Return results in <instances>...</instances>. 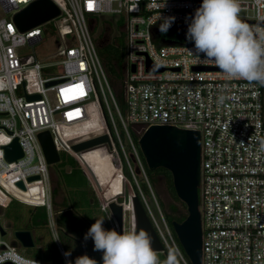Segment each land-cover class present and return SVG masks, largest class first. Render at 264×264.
<instances>
[{"label": "built area", "instance_id": "2783aa9c", "mask_svg": "<svg viewBox=\"0 0 264 264\" xmlns=\"http://www.w3.org/2000/svg\"><path fill=\"white\" fill-rule=\"evenodd\" d=\"M31 1L0 0V213L12 199L31 204L21 196L32 184L41 196L37 204L45 206L58 257L63 264L69 260L55 232L48 163L36 135L47 129L58 153L73 157L99 199L97 181L82 157L92 148L106 153L120 178V196L125 193L128 197L126 205L133 188L161 251L167 257L173 254L175 264H190L156 201L158 216L145 198L136 174L141 175L148 193L153 195V191L130 129L140 125L137 130L132 128L137 137L150 124L197 129L200 264H264V86L225 79L214 64L189 51L194 45L185 38L187 24L202 0H166L161 9L156 7L158 0H51L58 13L21 30L13 15ZM239 4L241 20L256 25L257 16L264 14V0H239ZM104 13H116L123 19L120 106L110 91L92 35L95 15ZM158 15L161 19L157 20ZM165 17L175 18L172 23L181 26L184 42L159 44L154 40L152 27ZM48 28L55 33L56 48L50 60H40L33 49L18 52L21 46L32 47L41 41ZM147 63L161 68H147ZM53 66L58 67L57 72L49 71ZM50 80L53 82L45 84ZM75 85L82 86V94ZM26 94L39 97L26 98ZM92 113L95 126L78 132ZM100 133L108 140L78 151L70 147L72 140ZM13 137H17L22 155L6 160L2 146ZM124 165L130 177L123 172ZM35 174L36 178L27 179ZM101 200L107 207L108 199ZM2 235L0 264H45L20 254L18 241L13 237L7 242Z\"/></svg>", "mask_w": 264, "mask_h": 264}, {"label": "rangeland", "instance_id": "374dc122", "mask_svg": "<svg viewBox=\"0 0 264 264\" xmlns=\"http://www.w3.org/2000/svg\"><path fill=\"white\" fill-rule=\"evenodd\" d=\"M240 13H243V11H240ZM119 14L116 13H104V14H96V23L93 26L92 29V35H94V41L96 46V53L99 57V60L102 64V67L104 69V72L106 74L108 84L110 91L113 95V98L115 99L116 103L120 106L121 103V97H120V89H121V81L123 78V72L122 67L118 68L119 70H116L114 67L110 68L107 65L103 64V61L99 55V47L96 45V42H104L105 40L112 41L115 38V35L119 32V28L116 26V20L119 17ZM47 24V26H49ZM54 37L55 33L53 30H48L46 32L42 33V39L38 43L32 45L30 47L28 44L21 46L18 48V52H28L31 49L35 52V54L40 58V60H50V55L55 51V44H54ZM124 59V54H123ZM122 59V62H123ZM50 72H57L58 67L53 66L48 68ZM106 93V92H105ZM52 95V92H51ZM108 96V94H107ZM120 97V98H119ZM109 100V99H108ZM110 102V100H109ZM114 115V113H113ZM115 117V115H114ZM116 119V117H115ZM132 128L134 130L139 129L138 126L132 125ZM133 140L136 142L132 135ZM136 144V143H135ZM123 146L125 151L128 153L130 151V148L128 146V143L124 140ZM138 149V145H137ZM138 154L142 163V166L144 167V171L146 173V176L148 178V181L151 185L153 195L149 194L148 191L143 186L141 175H137L136 177L140 183V185L143 188V191L145 193V198L149 203L150 208L153 210L154 214L158 216L156 208H155V201L158 204L159 208L162 210V213L164 215V209L162 206L159 205V200L161 199L163 202H167L169 200V197L167 196V193L165 191L164 185L161 181H157L156 184L154 182V178L156 176L155 173H150L144 162L143 156L138 149ZM86 155L89 157V162L87 164L88 169L90 170L91 174L97 181V184L99 186L100 190V196L101 199H109L110 197L117 196L122 194L121 189V182L119 179V175L117 172H115L114 169L111 168L110 158L106 153H99L97 148L90 149L85 152ZM129 161L132 166H134V162L132 161L131 157L129 156ZM74 165L78 164L71 161L70 155L60 151L59 152V160L48 164L49 169V176L50 173L52 176L56 175L57 180L59 182L60 190H57L55 193V201H53L54 198H51L50 203V210H51V216L54 219V209L55 204H57V207H60V204H63L62 202H58L59 200H65L68 198L67 196V190H64L65 187L64 182H68L70 184L69 192H71L69 199L73 201L72 204H70L74 209V213L76 215L82 216L83 213H85V218L78 217V221L75 224V227L72 228L73 231L69 232L72 237H68L66 235H62L60 231H57L58 229L55 228V232L57 233L58 240L62 248L65 252H70V256H67L69 260L73 261L76 257L80 255H85L83 251V244H80V241L84 240V236H81L78 234L79 228L81 230L85 229L86 232L95 222V219H104V227L105 229H114L117 231V228L115 226V223L109 214L107 207L102 206V200L99 199L94 192L92 191V188L90 184H87L86 181L82 178L80 173L74 169ZM71 170V171H70ZM70 171V172H69ZM69 172V173H68ZM123 172L128 176L129 174L126 171V167L124 165ZM55 177V176H54ZM160 180V179H158ZM50 185H53L50 177ZM89 185V186H88ZM32 184L28 186V191L24 193V195L21 196L26 202L31 204H36L40 202L41 196L40 194L37 196V200L34 199L36 196V189L35 187H31ZM62 189V190H61ZM91 191H90V190ZM118 190V191H116ZM90 198H92V201H90ZM117 201H124V204H126V201H128L127 195L124 193V195L118 196L116 198ZM140 200V199H139ZM55 203L53 205V202ZM129 205L123 206V232L124 231H131L133 228V218L131 213V199L129 196ZM31 206L26 205L23 203H20L14 199H12L8 205V207L4 208L3 212L0 213V223L4 226V234L2 235V238L10 242L14 235L13 230L21 227L23 224L22 222H26L27 216L30 214ZM18 211L21 215V217L18 216ZM165 217V216H164ZM82 219V220H81ZM56 224V223H55ZM30 228V232L34 241V245L31 247H24L20 244L17 245V250L20 254L41 260L45 264H55L56 259L58 258V252L56 250V254L50 253L49 249L46 248V244L48 242H53V230L48 226L47 224V214H46V222L44 225H28ZM56 226V225H55ZM81 226V227H80ZM92 241L91 238H89L87 241L84 240L85 244ZM54 243V242H53ZM55 246V245H54ZM157 255L158 264H165V262L168 260V257L166 254L162 251H154ZM101 253V252H100ZM91 258L95 259L98 264H102V253L101 256L96 258L95 254L91 251L90 256Z\"/></svg>", "mask_w": 264, "mask_h": 264}, {"label": "water", "instance_id": "95a60500", "mask_svg": "<svg viewBox=\"0 0 264 264\" xmlns=\"http://www.w3.org/2000/svg\"><path fill=\"white\" fill-rule=\"evenodd\" d=\"M58 13V7L51 0H32L13 15V20L19 29H25L40 23ZM194 11L191 12L193 15ZM147 68L160 69L147 63ZM47 81L45 84L52 83ZM26 98L39 97L38 94H26ZM37 138L41 146L45 161L48 164L59 160V153L55 148L51 135L47 129L37 132ZM107 135L100 133L77 140H72L70 147L75 150H83L107 141ZM138 148L143 156L148 169L163 167L168 170L171 184L177 198L186 208V215L180 221L172 220L171 227L175 236L187 256L190 264H200L201 256V228L198 209L197 186L199 183V143L200 136L197 129L180 128L171 124H150L139 134L136 139ZM6 160L15 159L22 155L17 137H13L2 146ZM30 175L28 180L36 178ZM20 186L22 182L17 181ZM120 196L110 197L107 201V210L111 215L118 233L123 232V206L122 201H117ZM131 213L133 218L132 230L146 231L151 238L153 251H161L162 245L150 223L144 207L135 193L130 191ZM0 226V233L4 234ZM15 240L24 247H31L34 241L29 229L16 228L13 230ZM1 264H10L8 261ZM55 264H63L58 257Z\"/></svg>", "mask_w": 264, "mask_h": 264}, {"label": "clouds", "instance_id": "9594fccd", "mask_svg": "<svg viewBox=\"0 0 264 264\" xmlns=\"http://www.w3.org/2000/svg\"><path fill=\"white\" fill-rule=\"evenodd\" d=\"M166 0H158L156 7H165ZM239 0H202L187 24L185 38L193 43L189 50L198 59L214 64L225 79H243L264 86V14L257 16V24L249 25L240 18ZM161 19L158 15L157 20ZM174 17L163 18L159 25L166 32ZM93 241V250L102 253V264H158L151 247V238L144 231L105 229L104 219H95L84 240ZM70 252L64 255L70 256ZM32 264H37L33 261ZM65 264H98L88 255H80ZM165 264H175L169 254Z\"/></svg>", "mask_w": 264, "mask_h": 264}, {"label": "trees", "instance_id": "16d2710c", "mask_svg": "<svg viewBox=\"0 0 264 264\" xmlns=\"http://www.w3.org/2000/svg\"><path fill=\"white\" fill-rule=\"evenodd\" d=\"M122 20H123L122 16H119L116 20L115 24L119 28V32L115 35V38L112 41H109V39H108V40H105L104 42H99V43L96 42V45L99 47V55L103 61V64L104 65L108 64L107 66H109L110 68L114 67L116 70H119L118 68L122 67V59H123V54H124V31L122 29ZM161 23L162 22H158L155 25H153V27H152V33L154 36V40L157 43H159V44L160 43H181V42L185 41V39L182 35L181 26L178 23H171V26L168 28V30L166 32L160 31L159 25ZM120 92H121V90H120ZM120 92H119V94H120ZM120 97H121V95H120ZM136 126H138V128H140V125L136 124ZM130 132L133 135L134 139L136 140L137 133L132 128L130 129ZM70 158H71V161L73 162V164H75L76 161L73 159V157L70 156ZM74 169L80 173L82 178L88 184V181H87L86 177L84 176V174L82 173L80 167L77 165H74ZM148 171L150 173L152 172V173L156 174L153 183L156 184L157 181H161L162 184L164 185L167 196L169 197V200L167 202H163L161 199L159 200V205L162 206L164 209V216H165L166 221L170 224V222L172 220H176V221L182 220L184 218V216L186 215V208H185L184 203L182 201H180L174 193V190H173V187L171 184L170 174H169L168 170H166L163 167H157V168L152 169V170L149 169ZM54 176H52V174L50 173L51 181L53 183V185H51V193L56 192L57 190H60L59 189L60 186H59V182L57 180V177H56V175H54ZM158 179H160V180H158ZM64 184H65L64 186L67 187V188H64V190H67L68 198L63 200L62 203L65 207H67L68 205L72 204L73 201L70 200L71 198L69 199L70 194H71V192H69V190H71L69 187L70 184L66 181L64 182ZM143 186L146 189V186L144 183H143ZM38 194L39 193H37V191H36V196H38ZM14 200H16V199H14ZM16 201H18V200H16ZM18 202H20V201H18ZM40 202H41V200H40ZM54 202H53V205L55 204ZM20 203H23V202H20ZM23 204L31 206V209L29 210L30 214L27 216L26 222L21 221V224H23V225L21 227H18V228L30 229V228H28L29 227L28 225H30V226L31 225L32 226L33 225H44V223L46 222L45 206L43 204H36V205L35 204L31 205V204H27V203H23ZM8 205H7V207H8ZM54 207H55V209H54V212H55L54 221L56 223L58 231H60L61 234H62V230H66V231H68V233L73 231V229L69 226L70 216L68 215V212L58 213L56 211L58 207L57 208H56V206H54ZM16 212H17L18 216L21 217L20 213L18 211H16ZM81 217L85 218V213H83ZM85 233H86L85 229L81 230L79 228L78 234H80L81 236H84ZM46 248L49 249L50 253L56 254L55 246H54V243L52 241L48 242L46 244Z\"/></svg>", "mask_w": 264, "mask_h": 264}, {"label": "flooded vegetation", "instance_id": "af4514ba", "mask_svg": "<svg viewBox=\"0 0 264 264\" xmlns=\"http://www.w3.org/2000/svg\"><path fill=\"white\" fill-rule=\"evenodd\" d=\"M55 193L56 192H52V193L49 194L50 200H51V198H54L55 197ZM53 200L55 201L56 199L54 198ZM90 201H92V198H90ZM58 202L61 203L62 200H59ZM55 206H57V204H55ZM73 209L74 208L71 205H68L67 207H65L63 204H60V207H58L57 210H56L58 213L68 212V215L70 216L69 226L72 227V228L75 227V224L78 221V217L82 218L81 215H76L74 213V210ZM56 228H57V226H56ZM62 235H66L68 237H72V236H70L71 234L68 233V231H66V230H62ZM80 244H83L84 245L83 251H84V253L86 255L90 256V253L92 251L95 254V257L96 258H98V257L101 256V253L100 252L93 250V241H90V242H88V243L85 244L84 240H82V241H80Z\"/></svg>", "mask_w": 264, "mask_h": 264}, {"label": "bare ground", "instance_id": "6f19581e", "mask_svg": "<svg viewBox=\"0 0 264 264\" xmlns=\"http://www.w3.org/2000/svg\"><path fill=\"white\" fill-rule=\"evenodd\" d=\"M96 124V118H95V114H91V116L87 119V121H85L82 125H80L79 130H77L78 132H88L90 130L91 127H94ZM94 149V148H92ZM90 150V149H89ZM88 151V150H87ZM86 151L83 152V161L86 163V165L89 162V157L86 155L85 153ZM110 165L111 168L115 170L116 172V166H114V164L112 163L111 159H110ZM88 167V166H87ZM118 191V190H116ZM39 195V194H38ZM34 199L37 200V196L34 197ZM38 201V200H37ZM37 204V203H36Z\"/></svg>", "mask_w": 264, "mask_h": 264}, {"label": "snow or ice", "instance_id": "6c2138e0", "mask_svg": "<svg viewBox=\"0 0 264 264\" xmlns=\"http://www.w3.org/2000/svg\"><path fill=\"white\" fill-rule=\"evenodd\" d=\"M75 89H81V94H82V86L81 85H75L74 86ZM65 90H62V94H64ZM67 91H71V89L67 90Z\"/></svg>", "mask_w": 264, "mask_h": 264}, {"label": "crops", "instance_id": "0c3cea01", "mask_svg": "<svg viewBox=\"0 0 264 264\" xmlns=\"http://www.w3.org/2000/svg\"><path fill=\"white\" fill-rule=\"evenodd\" d=\"M36 193V192H35Z\"/></svg>", "mask_w": 264, "mask_h": 264}]
</instances>
